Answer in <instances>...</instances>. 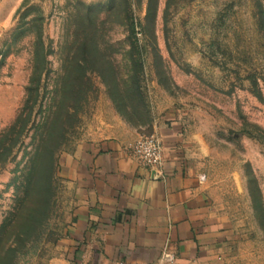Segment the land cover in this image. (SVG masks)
Wrapping results in <instances>:
<instances>
[{"label": "rangeland", "instance_id": "374dc122", "mask_svg": "<svg viewBox=\"0 0 264 264\" xmlns=\"http://www.w3.org/2000/svg\"><path fill=\"white\" fill-rule=\"evenodd\" d=\"M135 27V30H134ZM0 264H50L64 154L177 122L229 264H264V0H0Z\"/></svg>", "mask_w": 264, "mask_h": 264}, {"label": "crops", "instance_id": "0c3cea01", "mask_svg": "<svg viewBox=\"0 0 264 264\" xmlns=\"http://www.w3.org/2000/svg\"><path fill=\"white\" fill-rule=\"evenodd\" d=\"M182 135L177 122L162 131L157 170L116 137L64 154L60 175L75 206L50 264H229V231L213 217Z\"/></svg>", "mask_w": 264, "mask_h": 264}, {"label": "built area", "instance_id": "2783aa9c", "mask_svg": "<svg viewBox=\"0 0 264 264\" xmlns=\"http://www.w3.org/2000/svg\"><path fill=\"white\" fill-rule=\"evenodd\" d=\"M163 146V138L153 134L137 140L129 146V151L140 164L157 170L163 164ZM164 257L172 259V254L165 252Z\"/></svg>", "mask_w": 264, "mask_h": 264}, {"label": "trees", "instance_id": "16d2710c", "mask_svg": "<svg viewBox=\"0 0 264 264\" xmlns=\"http://www.w3.org/2000/svg\"><path fill=\"white\" fill-rule=\"evenodd\" d=\"M134 30H135V27H134ZM32 95H33L32 94V88L29 87L28 88L27 99H26V101L24 103V106L22 108V111H20V113L18 114V116L16 117V119L14 120V122L11 124V126L8 128V130L2 135L0 141L4 140L5 138H8L9 135L11 134V132H14L18 128V126L20 124H21V127H20L21 132L23 131V129L25 127L24 126L25 125L24 122H25L26 117H27V115L25 114V110H26V108L29 107V103H30V100L32 99ZM1 146L2 145H0V147Z\"/></svg>", "mask_w": 264, "mask_h": 264}]
</instances>
